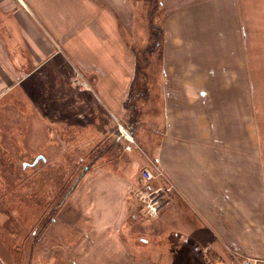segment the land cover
Here are the masks:
<instances>
[{"label":"crops","instance_id":"crops-1","mask_svg":"<svg viewBox=\"0 0 264 264\" xmlns=\"http://www.w3.org/2000/svg\"><path fill=\"white\" fill-rule=\"evenodd\" d=\"M21 1L43 28L31 35L30 71L20 73V80L29 76L30 88L37 86L41 69L49 71L55 57L88 76L97 73L90 76L95 94L88 100L90 112L97 113L100 222L91 232L76 226L74 245L35 239L23 249L15 223L0 209V264L150 263L149 253L134 248L123 230L127 216L135 217L136 206L143 205L130 196L144 168L157 176L155 182L172 185L181 201L174 216L178 208L188 209L190 220L204 222L202 228L222 247L264 260V0H151L144 16L140 4L149 7L150 0ZM14 5L0 0L3 14ZM4 40L0 33L3 57ZM144 52L161 57L156 81L148 61L137 75V57ZM140 79L149 93L146 100L137 98L142 110L133 116L123 103ZM75 83L62 78L51 86L56 93L47 94L49 152L56 145L67 150L54 140L56 132L86 133L87 99ZM2 84L0 95L6 93ZM32 129L34 140L38 132Z\"/></svg>","mask_w":264,"mask_h":264},{"label":"rangeland","instance_id":"rangeland-1","mask_svg":"<svg viewBox=\"0 0 264 264\" xmlns=\"http://www.w3.org/2000/svg\"><path fill=\"white\" fill-rule=\"evenodd\" d=\"M13 1L15 2L13 10L7 9L6 14H3L4 9L0 7L2 13L0 33L5 37L3 43L6 46L5 56L0 55V58L5 60L4 66L0 64V80L6 86V93L0 95V177L3 182L0 183V194L3 193L5 196L4 199H0V209L10 215L11 225L15 223L16 226L12 228L19 232L18 239L22 241L23 249L35 239L40 242L50 239L55 243H61L63 239L74 245L79 239L76 226L85 227V230L91 232L94 229L92 226H96L97 221L100 222L97 217V180H95L97 178V134H95L97 113L90 112L93 105L88 100L95 94L92 87V84L93 86L95 84L90 76L96 72H90L88 76L82 67L79 66L83 71L64 63L60 57H55L49 62L52 66L49 71L45 67L41 69L43 70L41 73L39 70L37 86L30 88L29 76H22L23 80H20V73L28 75L30 71V38L36 29L37 33L40 32L39 27L43 28V24L30 15L29 7L21 0ZM148 3L149 7L140 4V8L144 11L140 10L143 16L154 4L151 0ZM160 16H164L163 10ZM154 31L158 38L159 29L155 28ZM156 37L155 41H152L154 47L157 45ZM37 38L44 37L42 34H37ZM44 43H47L45 39L41 44ZM146 48L148 51L152 49L151 46ZM137 58L139 65L148 61L150 76L156 81V67L160 65V55L144 52ZM13 65L16 66L15 69L12 68L15 67ZM6 69L7 71H3ZM12 75L15 85H10ZM62 78L76 82L79 92L86 96V113L83 115V121L87 123V128L85 135L80 137L72 136L71 130H67L66 135L56 132L57 136L54 140H57V143H64L67 150L62 152L61 146L56 145L59 151L55 149L49 152L46 150L48 128L46 116L49 105L47 94L56 93L58 88H53L52 91L51 86ZM78 81L84 86L91 87L88 90H81ZM133 89L143 90L134 98L147 99L148 89L142 87L140 79L135 87L130 88L125 101ZM125 101L124 108L130 112ZM136 104L137 107L141 106V102ZM141 110L138 109V113ZM68 121L71 123L75 120ZM59 125H62L61 120ZM33 126L38 134L34 140H31L30 132L34 131ZM38 144L42 145L41 151L36 150ZM39 154L47 157V160L40 157L36 162ZM137 187L130 197L137 199ZM171 194V202L157 216H149L144 209L142 210L143 205H137L136 216L128 215L125 220L123 230L125 233L129 232L132 238L131 245L134 248L149 253L151 262L148 264H264V260L248 259L239 254L237 249L228 250L222 247L202 228L204 222L195 223L190 220V218L194 220V216L188 209L178 208L174 216L172 211L177 204L180 205V200L173 191ZM132 213H135V210ZM70 253L74 252L70 250Z\"/></svg>","mask_w":264,"mask_h":264},{"label":"built area","instance_id":"built-area-1","mask_svg":"<svg viewBox=\"0 0 264 264\" xmlns=\"http://www.w3.org/2000/svg\"><path fill=\"white\" fill-rule=\"evenodd\" d=\"M79 82V81H78ZM80 83V82H79ZM81 90H88L91 86L80 83ZM126 130V134H127ZM157 176L149 168L142 170L139 186L137 187L136 196L143 204L144 211L149 216H157L171 202L172 185L156 183ZM251 264V263H249Z\"/></svg>","mask_w":264,"mask_h":264},{"label":"trees","instance_id":"trees-1","mask_svg":"<svg viewBox=\"0 0 264 264\" xmlns=\"http://www.w3.org/2000/svg\"><path fill=\"white\" fill-rule=\"evenodd\" d=\"M143 59V58H142ZM146 59V58H145ZM144 60V59H143ZM141 69H142V65H138L137 66V75H138V73H140V71H141ZM143 73V72H142ZM146 90H147V87H146ZM138 93H136L135 91H134V89L132 90V92L131 93H129V98L127 99V101H125V103H126V106H127V108H129V110H130V112H131V115H136L137 113H138V108H137V102H136V99L137 98H134V96L135 95H137ZM133 99H134V101H133Z\"/></svg>","mask_w":264,"mask_h":264},{"label":"water","instance_id":"water-1","mask_svg":"<svg viewBox=\"0 0 264 264\" xmlns=\"http://www.w3.org/2000/svg\"><path fill=\"white\" fill-rule=\"evenodd\" d=\"M39 157H40V156H39ZM39 157H37L35 161H38Z\"/></svg>","mask_w":264,"mask_h":264}]
</instances>
